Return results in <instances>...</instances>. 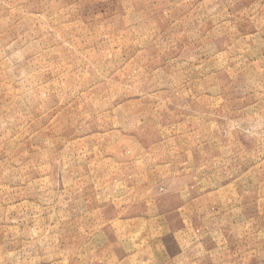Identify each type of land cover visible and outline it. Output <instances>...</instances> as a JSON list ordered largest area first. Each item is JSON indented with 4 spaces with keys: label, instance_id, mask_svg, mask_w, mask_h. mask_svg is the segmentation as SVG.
<instances>
[{
    "label": "rangeland",
    "instance_id": "rangeland-1",
    "mask_svg": "<svg viewBox=\"0 0 264 264\" xmlns=\"http://www.w3.org/2000/svg\"><path fill=\"white\" fill-rule=\"evenodd\" d=\"M0 264H264V0H0Z\"/></svg>",
    "mask_w": 264,
    "mask_h": 264
}]
</instances>
